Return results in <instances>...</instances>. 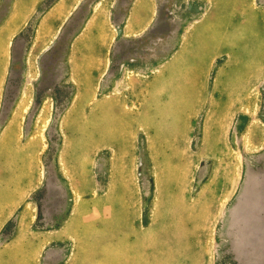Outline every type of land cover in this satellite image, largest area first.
<instances>
[{
  "label": "rangeland",
  "instance_id": "rangeland-1",
  "mask_svg": "<svg viewBox=\"0 0 264 264\" xmlns=\"http://www.w3.org/2000/svg\"><path fill=\"white\" fill-rule=\"evenodd\" d=\"M0 264H264V0H0Z\"/></svg>",
  "mask_w": 264,
  "mask_h": 264
},
{
  "label": "crops",
  "instance_id": "crops-1",
  "mask_svg": "<svg viewBox=\"0 0 264 264\" xmlns=\"http://www.w3.org/2000/svg\"><path fill=\"white\" fill-rule=\"evenodd\" d=\"M143 17L144 16H142V18ZM143 21H144V23H142ZM142 22L141 23L143 24V26L137 28V31H143V30L146 29V27L148 26V23H149V17H147V19L146 18H143Z\"/></svg>",
  "mask_w": 264,
  "mask_h": 264
},
{
  "label": "bare ground",
  "instance_id": "bare-ground-1",
  "mask_svg": "<svg viewBox=\"0 0 264 264\" xmlns=\"http://www.w3.org/2000/svg\"><path fill=\"white\" fill-rule=\"evenodd\" d=\"M22 7H23V6H22ZM237 10H238V9H237ZM92 39H93V38H92ZM92 39H91V40H92ZM247 43H248V42H247ZM90 47H91V46H90ZM117 143H118V142H117ZM80 166H81V165H80ZM78 173H79V172H78ZM72 227H73V226H72ZM132 250H133V249H132ZM156 255H157V254H156ZM175 258H176V257H175Z\"/></svg>",
  "mask_w": 264,
  "mask_h": 264
}]
</instances>
